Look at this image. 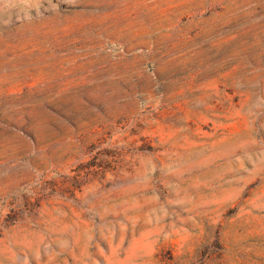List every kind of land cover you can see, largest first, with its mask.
I'll return each instance as SVG.
<instances>
[{
	"label": "rangeland",
	"instance_id": "1",
	"mask_svg": "<svg viewBox=\"0 0 264 264\" xmlns=\"http://www.w3.org/2000/svg\"><path fill=\"white\" fill-rule=\"evenodd\" d=\"M0 264H264V0H0Z\"/></svg>",
	"mask_w": 264,
	"mask_h": 264
}]
</instances>
